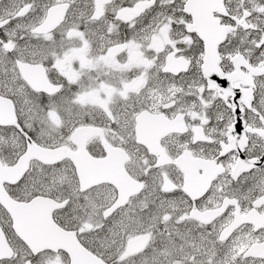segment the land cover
Here are the masks:
<instances>
[{
    "label": "snow or ice",
    "instance_id": "6c2138e0",
    "mask_svg": "<svg viewBox=\"0 0 264 264\" xmlns=\"http://www.w3.org/2000/svg\"><path fill=\"white\" fill-rule=\"evenodd\" d=\"M0 264H264V0H0Z\"/></svg>",
    "mask_w": 264,
    "mask_h": 264
}]
</instances>
